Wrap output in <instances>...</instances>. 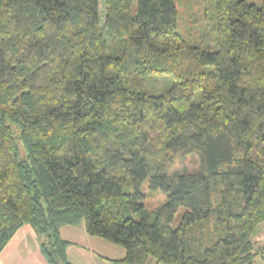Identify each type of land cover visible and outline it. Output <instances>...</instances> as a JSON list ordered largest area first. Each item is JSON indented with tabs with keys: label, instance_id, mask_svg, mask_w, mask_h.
I'll use <instances>...</instances> for the list:
<instances>
[{
	"label": "trees",
	"instance_id": "obj_1",
	"mask_svg": "<svg viewBox=\"0 0 264 264\" xmlns=\"http://www.w3.org/2000/svg\"><path fill=\"white\" fill-rule=\"evenodd\" d=\"M103 2L0 0V254L30 225L73 264L61 229L84 224L112 264H255L264 0Z\"/></svg>",
	"mask_w": 264,
	"mask_h": 264
},
{
	"label": "crops",
	"instance_id": "obj_2",
	"mask_svg": "<svg viewBox=\"0 0 264 264\" xmlns=\"http://www.w3.org/2000/svg\"><path fill=\"white\" fill-rule=\"evenodd\" d=\"M61 235L63 239L73 243L68 249V257L73 264H112L106 259H122L126 254L123 250L114 248V255L111 252L109 256L99 255L95 251H91L88 247L80 245L77 241L78 236H81L87 244L96 245L103 251L106 249L114 251V246L105 244L107 241L90 236L84 224L78 227H63L61 229ZM0 264H48L41 253L39 239L31 226L25 225L17 231L13 239L1 252Z\"/></svg>",
	"mask_w": 264,
	"mask_h": 264
},
{
	"label": "rangeland",
	"instance_id": "obj_3",
	"mask_svg": "<svg viewBox=\"0 0 264 264\" xmlns=\"http://www.w3.org/2000/svg\"><path fill=\"white\" fill-rule=\"evenodd\" d=\"M249 1H253V0H249ZM100 8H101V14L104 16L105 15V7H104V2L103 0H100ZM182 14V12H181ZM188 22V21H187ZM161 90H158L157 93H160ZM174 164L171 168L170 173L171 174H183V173H193V172H197L200 169V158L197 154H189L183 157H179L177 156L176 158L173 159L172 161ZM163 200V195L160 194H153L151 196H149V198L146 201V205L148 206V208H154L157 207L158 205H160L162 203ZM185 209L181 208L179 210V212L177 213L176 217H175V221L173 222V227L177 226L178 220L181 218L182 214L184 213ZM30 226V225H29ZM77 241L78 243H80V245H84L85 247H88L89 249H91V251H95L97 254L99 255H110V252L115 253L114 248H117V250H123V252H126L124 248L112 244V243H105V244H109V246H114L113 250L111 251V249H106L105 251H103L101 248H98L96 245H91V244H87L83 238H81V236L77 237ZM254 243L256 248H264V223L260 226L259 228V233L257 234V236L254 238ZM152 264V263H150ZM255 264H264V254L263 256H259L256 260Z\"/></svg>",
	"mask_w": 264,
	"mask_h": 264
}]
</instances>
